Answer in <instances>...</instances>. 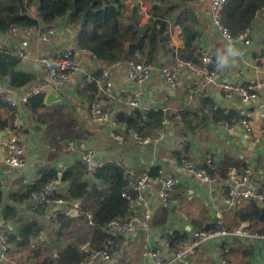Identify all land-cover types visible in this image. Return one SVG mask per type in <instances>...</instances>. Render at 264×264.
Instances as JSON below:
<instances>
[{
    "label": "crops",
    "instance_id": "obj_1",
    "mask_svg": "<svg viewBox=\"0 0 264 264\" xmlns=\"http://www.w3.org/2000/svg\"><path fill=\"white\" fill-rule=\"evenodd\" d=\"M159 5L156 1L153 3V7ZM181 11L186 13L166 16V19L169 17V27L164 33L167 37L159 51L157 63L176 68L178 53L185 48L182 24L192 19L190 23L200 35V50L211 54L218 66L215 84H208L205 77L184 72L181 87L171 89L164 83L161 72L156 71L148 83L138 86L128 81L124 62L107 67L93 58L81 56L77 58L78 69L70 80L64 86L57 87L49 81L39 59L52 49L66 48L77 42L78 29L69 25L67 17L57 22L53 40L40 42L34 36L30 38L29 57L18 67L19 71L36 77L32 86L44 85L46 90L29 106H19L22 126L26 131L28 165L12 172L0 169L5 195L26 190L40 178L44 168L63 175L80 162L81 156L90 147L95 150L96 161L125 168L129 190H133L135 195L133 186L136 180L154 168L160 169L162 174H173L178 180L167 202L159 199L157 187L142 191L144 201L153 213L151 221L147 226H139L132 234L116 238L117 246L110 248L111 260L102 264H152V251L160 250L163 257L168 256L171 249H167L163 241L168 235L178 233L190 238L193 232L217 227L219 221L228 230L245 225L264 232V200L243 199L229 204L226 199L228 181L203 185L180 168V160L187 158L200 168L209 171L219 169L226 175L232 169L241 172L250 169L252 174L247 190L254 194L264 190V91L256 100L244 102L240 98L227 99L220 86L226 81H264V14L258 13L250 26L253 46L244 48L230 46L223 40L211 23L209 3L186 4ZM138 26L146 28V22L141 19ZM22 38H14L9 33L0 36V43L4 48L14 49ZM235 51L241 55L235 56ZM198 64L204 65L202 60ZM101 68H107L114 80V97L107 102V111L116 118L122 111H138L145 117L151 112L162 113L165 120L156 139H143L133 132L127 134L125 128L120 127L117 133L124 139L117 141L111 131H103L93 123L91 107L101 99V94L97 86L87 82L85 74L93 72L98 76ZM208 68L213 70L214 67ZM7 86V81L0 79V89H7ZM191 89L197 93L194 98L189 95ZM137 93L141 94L140 104L144 110H130L125 104ZM5 104L7 106H0L1 120L8 119L13 113L10 106ZM145 110L149 113H145ZM214 111H220L225 116L235 113L248 119L253 132L247 133L235 121L230 124L232 129L225 128V123L215 121ZM226 131L229 133H224ZM86 181L100 184L93 176L86 178ZM68 188L69 184H61L63 194L67 193ZM8 203L18 208L20 215L36 218L33 200L16 204L5 198L0 205V214L2 207ZM74 203L80 205L78 201ZM255 205L263 213H251L250 218L244 221L237 217L245 208H248V212L251 209L254 212ZM135 208L142 210L138 202ZM78 212L77 216L72 217L73 222L67 224L56 238V226L49 223L48 229L30 247L17 251L10 244L4 264H35L48 256L56 260L60 248L68 243L76 245L80 252L88 256L94 249L92 215H84L81 208ZM0 223L11 232L17 227L12 221L0 220ZM224 247L230 250L227 264H264V246L254 240L240 239L208 242L189 260L178 264H222L221 251ZM246 251L251 257L245 255Z\"/></svg>",
    "mask_w": 264,
    "mask_h": 264
},
{
    "label": "trees",
    "instance_id": "obj_2",
    "mask_svg": "<svg viewBox=\"0 0 264 264\" xmlns=\"http://www.w3.org/2000/svg\"><path fill=\"white\" fill-rule=\"evenodd\" d=\"M155 1L160 4L153 7L155 30L151 34L142 35L133 24L140 23V15L136 10H131L127 14L123 0H0V36L8 34L13 29L18 32L31 27L41 31L50 30L55 28L60 19L67 17L69 25L78 29L76 38L78 46L94 51L103 66L109 67L115 63L139 58L157 62L159 51L163 48L167 37L164 33L168 31L170 15L186 13L181 11L183 6L194 0ZM263 6L264 0H228L222 13L223 24L233 35H238L250 28ZM34 7L35 11H33ZM89 8L92 10L87 12ZM86 13V19H84ZM167 14L169 17L166 19ZM190 21L192 22V19L182 24L185 48L178 53V59L200 63V35ZM20 63L13 49H0V79L7 81L6 88L9 90L30 87L36 81L34 75L19 71ZM0 106L7 105L0 102ZM213 114L217 119L216 122L228 125L243 119L235 113L225 116L220 111H214ZM164 120L162 113L155 112L145 117L138 111H132V113L122 111L117 116L118 123L125 128L127 134L133 132L143 139L146 137L156 139ZM5 122L6 120L0 119V125H4ZM148 174L160 176L161 170L154 168ZM88 175L86 167L81 162L65 171L61 184H69V188L66 194L59 197L69 202L78 201L83 214L92 215V247L99 252L106 250L108 241L112 239L104 227L113 220H125L130 212L131 205L122 197V194L126 192L133 195L134 193L133 190H129V182L123 166L106 163L93 176L100 182L99 185L86 181ZM58 177L57 171L44 168L40 178L33 185L21 193L10 192L8 195H5L0 185V205L5 198L16 204L32 200L33 196L39 194L50 181L54 179L58 181ZM254 209H256L254 212L252 209L251 212H248V208L242 209L243 212L237 217L244 221L250 218L251 213L257 215L263 213L256 205ZM51 211L52 208L48 205L34 207L35 218L20 215L18 208L10 203L2 207L0 220L17 224L15 231L10 235V244L15 250L30 247L39 240L41 233L48 229L49 223L54 225L49 217ZM71 222L73 219L69 214L59 215L55 224L57 229L55 238ZM214 228L216 226L208 227L206 230ZM167 238L170 240L171 250L175 248L176 243L189 239L186 235L178 233L168 235ZM245 255L251 257L247 251ZM87 259L88 256L80 252L76 245L68 243L60 248L56 260L48 256L35 264H82Z\"/></svg>",
    "mask_w": 264,
    "mask_h": 264
},
{
    "label": "built area",
    "instance_id": "obj_3",
    "mask_svg": "<svg viewBox=\"0 0 264 264\" xmlns=\"http://www.w3.org/2000/svg\"><path fill=\"white\" fill-rule=\"evenodd\" d=\"M228 0H194L190 4L199 2L209 3V15L212 25L218 29L223 40L230 46L250 48L253 46V38L251 28L238 35H233L229 29L223 24L222 13ZM123 4L127 9V14L131 10H136L140 18L146 22V33L151 34L155 30V18L153 16V3L151 0H123ZM259 13L264 14V6ZM140 19V20H141ZM14 38L24 37L18 41L13 52L15 56L22 62L29 57L30 38L36 37L40 42H49L54 39L56 29L38 30L34 27L22 31V34L13 29L10 32ZM8 33V34H9ZM264 46V40H263ZM4 46L0 43V49ZM88 56L98 61L97 54L91 49L81 48L77 42L75 45H70L66 48H55L39 59V63L43 66L49 81L57 87L64 86L78 69L77 58ZM200 57L204 65H199L194 62L178 60L177 66L174 69L162 67L158 69L156 61H146L143 59H135L124 61L127 68L128 81L138 86H144L148 83L156 71H160L162 78L167 87L178 89L183 83V73L190 72L195 77H205L208 84H215L218 66L214 62L211 54L200 50ZM120 63H115L119 65ZM208 66H213L210 70ZM86 80L90 85L98 87L101 94V99L93 103L91 107V120L103 131H111L117 141H123L122 135L117 133V129L121 126L117 118L107 111L106 104L114 97V80L107 68H101L100 74L94 75L93 72L85 74ZM223 93L227 99L240 98L244 102L256 100L259 94L264 91V81L247 82L239 80L234 83L223 82L221 85ZM46 86L37 85L25 87L21 89L9 90L0 89V102L7 103L13 110L12 115L6 119L4 125H0V169L4 168L7 172L13 170H22L28 165L26 131L22 126L21 116L19 111L20 104L29 105L35 99L41 97L45 93ZM191 98H194L197 93L191 89L189 93ZM141 94L137 93L126 100V106L130 110H144L140 104ZM145 113L149 111L145 110ZM239 126L246 129L247 133L253 132V127L248 119L243 118L238 122ZM225 128L232 129L228 124ZM117 133V134H116ZM142 141V139H140ZM143 142V141H142ZM95 150L93 147L88 148L81 156L80 162L86 167L88 176L102 169L107 162L96 161ZM180 168L197 179L203 185L224 184L228 181L229 186L226 192L227 202L234 203L243 199L264 200V190L254 194L247 190L249 186V178L252 174L250 169L244 172L238 169H232L228 175L221 170L216 169L209 171L194 165L187 158L180 160ZM178 180L173 174H162L160 176H150L144 174L139 177L133 189L136 195L123 193L122 197L127 199L131 205L129 214L125 220H113L104 228L111 236V240L107 243V249L104 251L91 250L88 259L82 264H102L111 260L110 248L117 246L116 238L134 233L139 226H147L151 221L153 213L147 202L144 201L142 191L149 187L158 188V197L161 201L167 202L174 192ZM1 189L4 188L3 178L0 177ZM4 190V189H3ZM59 195H64L61 191V185L57 180L50 181L42 191L33 196L34 207L48 205L52 208L49 217L55 225L59 215L69 214L72 209H80L78 203L66 201L60 198ZM138 202L142 210L137 211L135 203ZM11 231L8 227L0 223V264H4L7 260V254L10 249ZM45 237L42 238L44 240ZM240 239L243 241L254 240L264 244V232L255 231L245 225L237 227L233 230H228L222 221L214 229L201 230L193 232L188 241L178 242L173 250H170V240L165 237L164 243L169 247L170 252L167 257H163L160 250L151 252L152 264H173L175 262H185L193 257L197 250L204 244L213 241ZM230 250L224 247L221 251V263L227 264V259Z\"/></svg>",
    "mask_w": 264,
    "mask_h": 264
},
{
    "label": "water",
    "instance_id": "obj_4",
    "mask_svg": "<svg viewBox=\"0 0 264 264\" xmlns=\"http://www.w3.org/2000/svg\"><path fill=\"white\" fill-rule=\"evenodd\" d=\"M152 1V3H154L155 4V1L154 0H151ZM92 9L91 8H89L88 9V11L87 12H89V11H91ZM33 11H35V7L33 8ZM86 15H87V13L85 14V16H84V19H86ZM134 24V27L140 32V33H142V34H145L146 33V28H139V26H138V24L137 23H133ZM20 34H22V31H20ZM129 46H127V48H128ZM157 67H158V69H161L162 67H163V64L162 63H158L157 64ZM224 133H229L228 131H226V132H224ZM59 179H58V183L61 185V183H62V174H59V177H58ZM79 214V212H78V210L77 209H72L71 211H70V216L71 217H75V216H77ZM262 246H264V244H262ZM168 249V248H167ZM173 264H178L177 262H175V263H173Z\"/></svg>",
    "mask_w": 264,
    "mask_h": 264
},
{
    "label": "clouds",
    "instance_id": "obj_5",
    "mask_svg": "<svg viewBox=\"0 0 264 264\" xmlns=\"http://www.w3.org/2000/svg\"><path fill=\"white\" fill-rule=\"evenodd\" d=\"M239 55H241V53L238 51H235V56H239Z\"/></svg>",
    "mask_w": 264,
    "mask_h": 264
}]
</instances>
